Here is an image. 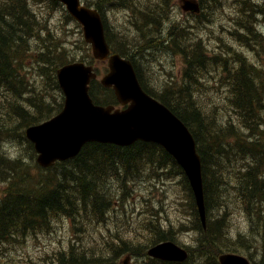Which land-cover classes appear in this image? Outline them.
Wrapping results in <instances>:
<instances>
[{"label":"trees","instance_id":"obj_1","mask_svg":"<svg viewBox=\"0 0 264 264\" xmlns=\"http://www.w3.org/2000/svg\"><path fill=\"white\" fill-rule=\"evenodd\" d=\"M38 2L55 10L61 7L56 0H0V95H5L0 103V137L16 136L30 147L33 155V145L25 138L24 131L62 109L64 97L56 71L74 61L68 43L60 45L59 35L34 10ZM138 2L86 0L85 3L101 13L106 6L148 11L139 14L143 23L137 26L138 39L131 41L106 26L107 37L114 52L133 61L145 91L173 111L193 133L203 163L207 228L203 227L184 177L192 213L187 224L181 223V229L187 228L196 236L187 262L153 260L147 257V251L141 253L143 246L120 238L99 248L71 244L51 264H121L126 255L145 256L144 264H219L218 257L223 253L245 254L252 264H264V35L258 20L264 15V0L235 3L237 30L231 34L254 53L255 61L245 52L212 51L203 39L192 36L191 32L199 28L203 19L210 20L211 12L221 8V0H201L202 12L192 16L191 26L173 21L169 11L176 10L170 5L174 0H159L154 6L146 4L144 10L139 9ZM65 16L73 20L66 10ZM159 53L183 58L185 66L179 81L170 74L156 90L144 77L143 64ZM208 78L227 87L222 96L226 101L224 108L200 102L199 93ZM40 83L51 93H58L55 107L49 98L38 101ZM45 93L41 92L43 97ZM91 95L97 104L116 102L113 92L99 83L93 84ZM232 113L234 118L227 116ZM14 125L21 128V133L16 135ZM3 153L1 147L0 176L5 182L0 194V256L3 258L7 248L4 245L28 233L53 231L56 224L64 221L74 225L105 222L113 210L112 204H116L108 189L111 183L124 191L146 172L157 176L156 168L169 176L184 175L173 157L153 143L137 142L130 147L91 143L76 158L50 169L37 164L28 166L20 159H7ZM233 177L235 185L230 183ZM230 187L238 206L243 205L255 223L251 237L243 239L240 234L233 240L230 235L226 218L231 206ZM168 229L150 222L148 231L154 236V244L175 240Z\"/></svg>","mask_w":264,"mask_h":264},{"label":"rangeland","instance_id":"obj_2","mask_svg":"<svg viewBox=\"0 0 264 264\" xmlns=\"http://www.w3.org/2000/svg\"><path fill=\"white\" fill-rule=\"evenodd\" d=\"M135 1L137 3V0ZM158 1L139 0L138 6H140L139 9L144 10L146 4L154 6ZM237 1L222 0L221 8L218 11L211 12V19L208 21L203 19L199 28H195L194 33H191L194 38L203 39L204 44L212 51H218L219 53L245 52L251 60L255 61L254 53L250 52V49L242 44L238 37L232 35L237 30L235 21L238 17L234 5ZM170 5L173 8L176 7L174 15L178 20L185 21L187 25L191 26L189 22L193 21V17L185 15L181 11V1L174 0ZM34 6V10L38 12L47 26L59 35V44L68 43V48L71 50L70 57H73L74 61H91V49L83 42L82 30L74 21L66 18L62 7L55 10L43 2H38V5L35 4ZM131 12L125 9L115 10L111 13L107 12V22L112 29H121L134 40L139 33H137L138 30L133 24L141 26L143 21L140 22L139 14L142 15V12L147 13L148 11H135L134 14ZM169 12L173 14V9ZM183 62V58L159 53L150 57L148 63L143 64V74L148 83L158 90L160 85L164 84L167 78L169 79L170 74L176 76L177 81L181 79L185 66ZM93 64L96 66L99 75L102 76L106 73L107 64L99 62H93ZM40 86H42V89L38 92V101L41 103L42 100L47 99L48 101L49 98L50 103L52 102L51 105L55 107L58 103L56 98L58 93L53 91L51 93L45 85L41 84ZM226 88L223 83L217 84L215 79H206L201 88L202 91L199 93L201 95L199 96L200 102L206 106H217V109L224 108L226 101L223 98ZM41 92H46V96L43 97ZM3 96L5 95H0V103H2ZM218 116L220 117V115ZM227 116L234 117L235 115L232 113ZM14 127L16 135L21 133V128L18 125H14ZM1 147H3V155L7 159H20L26 161V164L31 167L36 164V154L33 155L30 147L25 145L22 140H18L16 136L10 139L2 134L0 137ZM155 171L158 173L157 176L153 175L152 172H146L138 181L130 182L123 192L120 191V196H118L120 194L118 186L111 183V187L108 188L111 198L118 196L117 201L119 204L115 206V210L106 218L105 222L92 223L91 225H74L70 221H64L59 225L56 224L53 231L28 233L15 240L14 243L4 245L7 248L3 251L5 257L0 256V264H51L55 256L71 244L99 248L120 238L133 240L137 245L143 246L140 248L141 253H143L154 244V236H151V232L148 231L147 227L151 218L156 217V212V215H158L157 221L160 220L162 225L169 226L173 230L174 238L180 245L194 248L195 234L183 233L181 229V223L187 222L191 218L190 213H192L190 206L192 201L184 180L178 176H169L167 172L159 168H156ZM4 188L5 182L3 179L1 180L0 176V194ZM228 194L231 197V206L228 208L229 215L226 218L231 237L238 239L240 234L243 239L251 237V233L254 232L252 227L255 223L249 218L250 215L246 208L243 205H241L242 208L238 206L239 201L238 199L234 200L235 194L231 188ZM214 213H212L213 216H215ZM158 222L154 221L153 224L156 225ZM145 258V256H131V264H144Z\"/></svg>","mask_w":264,"mask_h":264},{"label":"water","instance_id":"obj_3","mask_svg":"<svg viewBox=\"0 0 264 264\" xmlns=\"http://www.w3.org/2000/svg\"><path fill=\"white\" fill-rule=\"evenodd\" d=\"M67 7L84 30L85 40L92 44L94 57L108 60L109 72L101 83L113 88L121 111L113 106L94 104L90 85L97 79L92 66L83 62L58 69L57 77L65 95L64 109L54 118L32 127L25 134L34 144L37 163L44 168L57 161L76 157L90 142L129 146L137 141L163 146L184 168L195 195L202 222L206 225L207 210L201 157L196 141L185 123L169 108L149 96L141 87L133 63L112 54L105 37V28L98 10L82 5L81 0H57ZM185 11L200 12L196 0H182ZM148 254L165 261L183 262L188 253L172 241L158 244ZM128 257L124 264H129ZM220 264H251L239 254H222Z\"/></svg>","mask_w":264,"mask_h":264},{"label":"bare ground","instance_id":"obj_4","mask_svg":"<svg viewBox=\"0 0 264 264\" xmlns=\"http://www.w3.org/2000/svg\"><path fill=\"white\" fill-rule=\"evenodd\" d=\"M104 10H105V11H111V10H112V11H115V10H118V8L115 7V6H112L111 8H109V7L106 6V7L104 8ZM49 213H50V212H49Z\"/></svg>","mask_w":264,"mask_h":264}]
</instances>
